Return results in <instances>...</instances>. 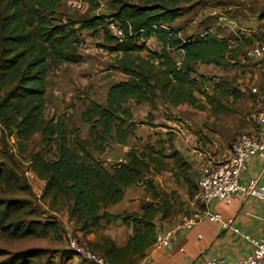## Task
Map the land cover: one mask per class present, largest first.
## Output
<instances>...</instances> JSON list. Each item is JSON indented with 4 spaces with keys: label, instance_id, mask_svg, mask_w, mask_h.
I'll use <instances>...</instances> for the list:
<instances>
[{
    "label": "trees",
    "instance_id": "16d2710c",
    "mask_svg": "<svg viewBox=\"0 0 264 264\" xmlns=\"http://www.w3.org/2000/svg\"><path fill=\"white\" fill-rule=\"evenodd\" d=\"M61 1L0 0V124L22 141L40 133L56 146L52 158L39 151L30 153L28 166L45 182L43 197H50L51 205L57 200L64 202L76 230L86 235L113 223L131 230L121 246L107 235L94 242L87 240L85 246L111 264H139L153 248L160 224L170 222L174 206V193L157 186L151 176L169 171L175 183L190 187L188 173L193 162L175 148L171 132L166 133L165 139L130 147L124 159L109 168L94 152L102 153L111 143L124 146L134 135L138 122L128 105L131 100L150 106L156 101L171 106H201L197 90L215 106L216 113H227L229 107L201 89L207 77L196 76L195 67L198 63L234 65L245 42L236 38L231 43L228 37L207 31L180 37V30L170 24L181 16L183 8L177 4L192 0H145L142 4L108 0L109 15L65 20L57 17ZM94 1L97 8L99 0ZM258 15L264 18V10ZM111 22L122 28L120 37L110 32ZM77 30L100 33L103 43L99 46L115 53V67L126 75L125 80L109 86L103 103L93 101L84 105L80 120L89 125L84 138L78 127L71 129L72 136L67 137L62 117L47 118L44 113L50 69L62 62L78 61L72 50L79 42ZM151 38L156 40L158 50L146 44ZM258 39L255 44L264 42L263 37ZM142 51H147L145 57L140 55ZM170 51L176 55L172 56ZM259 59L262 58L250 60ZM231 94L230 87H226L220 97ZM201 139L204 144L208 142L207 137ZM21 179L13 167L0 164V190L25 188ZM135 185L150 193V199L140 205L139 211L107 210L124 198L127 188ZM33 212L26 199L0 196V234L11 239L58 234L56 221L36 219L31 217ZM36 251L26 250L16 254L20 256L17 259L10 257L0 264H25ZM35 259H30L35 261L33 264ZM79 264L94 263L83 260Z\"/></svg>",
    "mask_w": 264,
    "mask_h": 264
},
{
    "label": "rangeland",
    "instance_id": "374dc122",
    "mask_svg": "<svg viewBox=\"0 0 264 264\" xmlns=\"http://www.w3.org/2000/svg\"><path fill=\"white\" fill-rule=\"evenodd\" d=\"M92 1L94 0H62L56 10L57 17L65 20L111 13L108 0H99L97 8H94L96 4ZM127 1L142 4L145 0ZM237 5L245 8L247 2L244 0L179 2L177 6L183 8L181 16L170 25L180 30L178 33L180 37L197 36L207 31L218 36L225 35L231 43H234L235 32L231 31L226 24V18L234 16L239 8L236 7ZM254 5L258 6L257 3ZM76 36L79 42L72 50L78 56V61L62 62L56 68H51L48 73L44 113L47 118L62 117L67 137L72 136L71 129L78 127L80 136L84 138L87 137L89 129V125L80 120V112L84 105L93 101L103 103L109 86L125 80L126 75L115 67V53H109L99 46L103 43L100 33L77 30ZM146 44L156 50L159 49L154 38L146 40ZM146 52L142 51L140 55L145 57ZM170 54L176 55L174 51H170ZM236 61V64L227 67L200 63L195 67L196 76L207 77V82L201 89L219 98L222 104L229 107L230 110L227 113H216L215 106L209 104L208 98L199 94L197 90L195 94L203 107L186 103L171 106L162 101H156L154 106H150L131 100L128 105L132 109L133 119L138 122L134 135L124 146L111 143L102 153L94 152V156L109 168L123 160L130 147H142L146 142L153 143L158 139H165L167 132L173 133L175 148L193 162V168L188 173L192 184L187 187L180 182L175 183L169 171L154 174L151 177L157 186L174 193L173 213L169 221L175 225L183 224L194 213L200 216L204 209L197 198L199 163L223 157L214 158L219 156L221 150L230 148L239 132L256 133L257 131L252 115L258 108V100L264 95V58L259 61L250 60L246 57L244 46L240 49ZM217 83L222 84L216 87ZM226 87H230L232 94L220 97V93ZM201 137H207L208 142L204 144ZM197 149L206 153L205 159H196L195 150ZM36 151L46 158H52L56 155L57 148L40 133L34 134L27 141H22L5 131L0 124V164L13 167L22 178V184L26 185L23 189L15 188L13 191L0 190V196L26 199L34 211L31 217L56 221L59 226L58 234L49 232L44 237L20 239L6 238L0 234V262L16 254H23L26 250L36 249L37 251L32 253V257H28L25 264H33L35 261L30 260L33 257H36V264L83 263L84 259L75 254L72 242L85 246L87 240L93 242L99 240L103 230H95L83 235L75 229L74 221L69 216L64 202L57 200L51 205V198L43 197L42 190L45 182L39 179L28 166L30 153ZM148 199H150V193L141 185H135L127 188L124 198L117 204L108 206L107 210L114 213L123 210L139 211L140 205ZM160 225V229L166 228L162 226V223ZM109 231L119 239L125 235L126 229H123L121 224H115L108 227L105 233L108 234ZM18 257L20 256L17 255L14 258Z\"/></svg>",
    "mask_w": 264,
    "mask_h": 264
},
{
    "label": "crops",
    "instance_id": "0c3cea01",
    "mask_svg": "<svg viewBox=\"0 0 264 264\" xmlns=\"http://www.w3.org/2000/svg\"><path fill=\"white\" fill-rule=\"evenodd\" d=\"M244 1L247 2L246 7L240 8L237 5L236 7L239 8L234 16L226 18V24L235 32L236 38H241L243 43L245 42L244 46L247 49L257 43L259 37L264 39V18L258 15L264 10V0ZM255 3L258 6L254 5ZM260 128L264 131V124ZM227 150L228 148L219 150V156L214 158L224 156ZM251 178L258 179L255 189L258 193L264 194V162L257 154L248 159L247 167L241 173L240 182L246 185ZM214 213L220 215V220L209 219ZM228 219L232 222L224 227L223 223ZM115 224L104 228L102 235L111 237L121 246L126 242L131 230L121 225L126 231L123 237L118 236L119 239L110 231L108 234L105 233L108 227ZM163 224L172 231L170 245L165 248L150 249L139 264H202L203 259L208 257H223L234 261L252 252L250 244L242 235L259 234L264 224V202L244 192L227 195L211 201L209 213L202 212L199 221L191 227L183 224L175 225L173 222Z\"/></svg>",
    "mask_w": 264,
    "mask_h": 264
},
{
    "label": "built area",
    "instance_id": "2783aa9c",
    "mask_svg": "<svg viewBox=\"0 0 264 264\" xmlns=\"http://www.w3.org/2000/svg\"><path fill=\"white\" fill-rule=\"evenodd\" d=\"M75 5V4H73ZM110 32L116 36L122 35V28L117 23H109ZM246 56L249 59H258L264 57V42L254 44L246 50ZM252 121L258 127L254 134L249 131H241L237 134L234 141L226 154L220 159H213L206 163L198 165V192L197 198L201 201L204 209L202 212L209 213L210 202L215 199L223 198L227 195L246 193L249 196L258 197L264 202V194L258 193L255 189L258 179L251 178L246 185L240 182V176L247 167V161L254 155H259L264 162V131L261 125L264 124V95L258 100V108L252 115ZM196 159L203 160L206 153L201 149L195 150ZM198 213L183 222V225L191 227L200 219ZM210 220H220V215L214 213L209 216ZM232 220L228 219L223 223L224 227L231 224ZM172 231L169 229H158L153 248H165L170 245ZM252 249L237 260H229L223 257L204 258L202 264H264V224L258 235L243 234ZM72 247L77 255H80L85 261L94 264H111L106 258L99 253L91 251L83 245H77L74 241Z\"/></svg>",
    "mask_w": 264,
    "mask_h": 264
}]
</instances>
